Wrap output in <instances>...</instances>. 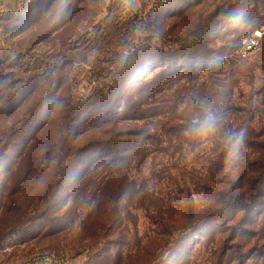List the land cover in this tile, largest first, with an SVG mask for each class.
Here are the masks:
<instances>
[{
    "label": "rangeland",
    "instance_id": "1",
    "mask_svg": "<svg viewBox=\"0 0 264 264\" xmlns=\"http://www.w3.org/2000/svg\"><path fill=\"white\" fill-rule=\"evenodd\" d=\"M263 164L264 0H0V264H264Z\"/></svg>",
    "mask_w": 264,
    "mask_h": 264
},
{
    "label": "trees",
    "instance_id": "2",
    "mask_svg": "<svg viewBox=\"0 0 264 264\" xmlns=\"http://www.w3.org/2000/svg\"><path fill=\"white\" fill-rule=\"evenodd\" d=\"M144 84V83H143ZM100 98H103V96H99ZM130 104V103H129ZM134 106L137 107V104ZM130 107H133L130 105ZM136 125H130V128H135ZM130 128H128V131L126 132H120L119 134H116L112 137H110V139L107 141L108 143L115 141V139H126L125 141H127V138L129 135H132L130 133ZM147 134L145 133L144 136H146ZM107 142H103L102 144L99 143L101 146L100 151H102L101 153L103 154L104 159L106 158H112L114 155V152H118L119 147L121 144H123V140L120 143L117 144H107ZM94 143V142H93ZM105 151V152H104ZM26 158V157H25ZM106 161H109L106 160ZM250 171H247V169H243L240 172L239 177L237 178V180L235 182H233L231 184V186L229 187L227 192H220L218 193V197L221 195V198L223 199V203L220 204V206L216 209L211 211L210 214H208L209 216L206 217L207 220L210 221V216L212 215H216L219 218H223L224 216H230L233 217V215L235 214L236 211L242 210L243 214L242 217L244 218V216H247L248 214H251V212L253 213V207L251 206L253 201L257 200V199H261L262 196H264L262 193L264 191V164L261 165V170H259L258 172L253 173H249ZM245 182H249V188L246 190H239V193H236V191L238 189H240V187H244V183ZM234 188V190H233ZM228 192H232L229 196H228ZM244 192L247 193V197L244 196ZM222 209V210H221ZM261 208H259L260 210ZM255 213V211H254ZM204 216H202L203 218ZM242 218V219H243ZM197 225H201V223L197 224Z\"/></svg>",
    "mask_w": 264,
    "mask_h": 264
},
{
    "label": "clouds",
    "instance_id": "3",
    "mask_svg": "<svg viewBox=\"0 0 264 264\" xmlns=\"http://www.w3.org/2000/svg\"><path fill=\"white\" fill-rule=\"evenodd\" d=\"M220 118L211 110H206L202 118L193 122V127L190 134L199 137L205 138L209 135L214 134L219 127ZM244 133L243 131L232 133L231 143L229 145V158H235L239 149L243 145Z\"/></svg>",
    "mask_w": 264,
    "mask_h": 264
},
{
    "label": "built area",
    "instance_id": "4",
    "mask_svg": "<svg viewBox=\"0 0 264 264\" xmlns=\"http://www.w3.org/2000/svg\"><path fill=\"white\" fill-rule=\"evenodd\" d=\"M258 38V33L254 32L251 36L242 39L237 50L238 56L245 58L248 54H250L257 47Z\"/></svg>",
    "mask_w": 264,
    "mask_h": 264
}]
</instances>
